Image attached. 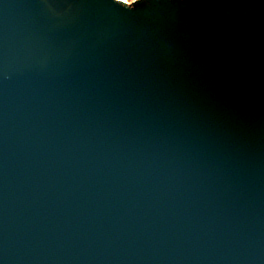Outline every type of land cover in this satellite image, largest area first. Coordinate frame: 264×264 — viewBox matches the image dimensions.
<instances>
[{
  "label": "water",
  "instance_id": "obj_1",
  "mask_svg": "<svg viewBox=\"0 0 264 264\" xmlns=\"http://www.w3.org/2000/svg\"><path fill=\"white\" fill-rule=\"evenodd\" d=\"M177 4L0 0V264H264V7Z\"/></svg>",
  "mask_w": 264,
  "mask_h": 264
},
{
  "label": "snow or ice",
  "instance_id": "obj_2",
  "mask_svg": "<svg viewBox=\"0 0 264 264\" xmlns=\"http://www.w3.org/2000/svg\"><path fill=\"white\" fill-rule=\"evenodd\" d=\"M109 2L112 6L127 13H136L138 10L160 5V0H109ZM176 6L198 8L264 7V0H178Z\"/></svg>",
  "mask_w": 264,
  "mask_h": 264
}]
</instances>
